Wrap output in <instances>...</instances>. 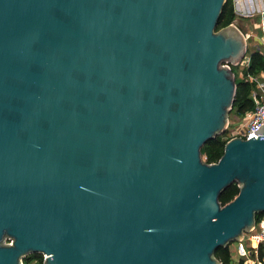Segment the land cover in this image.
Instances as JSON below:
<instances>
[{
    "label": "water",
    "instance_id": "obj_1",
    "mask_svg": "<svg viewBox=\"0 0 264 264\" xmlns=\"http://www.w3.org/2000/svg\"><path fill=\"white\" fill-rule=\"evenodd\" d=\"M226 2L0 0V264H221L254 228L264 125L202 158L248 49Z\"/></svg>",
    "mask_w": 264,
    "mask_h": 264
},
{
    "label": "trees",
    "instance_id": "obj_2",
    "mask_svg": "<svg viewBox=\"0 0 264 264\" xmlns=\"http://www.w3.org/2000/svg\"><path fill=\"white\" fill-rule=\"evenodd\" d=\"M235 19V12L232 4V0H227L224 5L223 12L220 16L217 29H221L229 26ZM264 69V58L259 51L250 53V63L247 67L246 74H255ZM233 71L236 76L237 90L234 105L231 111H236L235 114L243 117L247 111H250L254 107V101L251 97V92L254 84L250 83L247 79L238 80V74L233 67ZM228 131V129L226 130ZM225 131V132H226ZM223 134L216 136L214 139L209 140L202 148V155L205 156L206 163H216L219 161L224 153L226 139H223ZM239 193V187L236 183L227 188L221 195L220 200L223 205L227 204ZM264 213H259L256 216V220H259ZM231 245V244H230ZM230 245L226 247H220L216 250L215 256L221 262V264H231V250ZM34 258H41V254H32ZM32 255L27 256L23 260V264L27 261V258H31ZM262 259L263 253L259 254Z\"/></svg>",
    "mask_w": 264,
    "mask_h": 264
},
{
    "label": "rangeland",
    "instance_id": "obj_3",
    "mask_svg": "<svg viewBox=\"0 0 264 264\" xmlns=\"http://www.w3.org/2000/svg\"><path fill=\"white\" fill-rule=\"evenodd\" d=\"M234 12H235V19L233 21V25H235L237 28L241 27V23L245 21L247 25H249V28L251 27L252 31H249V34H245L246 37L249 38L247 40V59H244L242 63L238 66H235V71L238 74V80H244L247 79L250 83L254 84L251 92V97L254 99V93L262 94L263 88H264V78L262 77V71H259L255 74H246L247 71V64L248 58H250V53L255 51H261L263 49V38H264V0H232ZM254 11V16L250 19L246 18L245 16H248L249 12ZM258 23V26H256ZM250 30V29H249ZM254 33V34H252ZM248 35V36H247ZM258 76L259 83L255 82L254 77ZM255 104V101H254ZM236 111H230L229 115V123H228V131H226L222 136L223 139H226L227 141L231 139L233 136V130L235 128L234 124V114ZM203 160L205 161V156L202 155ZM236 242V241H235ZM234 244V243H233ZM232 244V245H233ZM36 260L38 262H36ZM25 264H39V260L34 258L33 255L31 258H27V261H25Z\"/></svg>",
    "mask_w": 264,
    "mask_h": 264
},
{
    "label": "built area",
    "instance_id": "obj_4",
    "mask_svg": "<svg viewBox=\"0 0 264 264\" xmlns=\"http://www.w3.org/2000/svg\"><path fill=\"white\" fill-rule=\"evenodd\" d=\"M246 39L249 38L246 37ZM260 53L264 58V40L263 49ZM244 59H247V56H245ZM248 61V63H250V58H248ZM242 63L244 62L242 61ZM248 66L249 64H247L246 67ZM262 77L264 78V71H262ZM258 78V76L254 77V80L257 83H259ZM254 99L255 104L253 109L247 111L243 116V120L235 126L233 136L231 138L241 137L243 139H250L253 135H255L254 131H257L262 125H264V88L262 94L254 93ZM261 252L263 253L262 259L259 257ZM237 254L240 259H253L257 262V264H264V215L257 220L254 228H252L251 231L246 232L243 235V238L238 241ZM46 257L47 256L45 254H41V258H37L39 260V264H42ZM36 262L38 261L36 260Z\"/></svg>",
    "mask_w": 264,
    "mask_h": 264
},
{
    "label": "crops",
    "instance_id": "obj_5",
    "mask_svg": "<svg viewBox=\"0 0 264 264\" xmlns=\"http://www.w3.org/2000/svg\"><path fill=\"white\" fill-rule=\"evenodd\" d=\"M254 11H251V12H249V14H248V16H245L246 18H248V19H250L251 17H253L254 16ZM241 26L243 27V28H241V27H239V29L242 31V33L245 35V34H248V35H250L249 34V31H252L251 30V27L249 28V25H247L246 23H245V21H243L242 23H241ZM256 26H258V23H257V25ZM250 29V30H249ZM252 34H254V33H252ZM247 35V36H248ZM246 36V35H245ZM248 37H250V36H248ZM247 40H249V39H247ZM243 120V117H240L239 115H237V114H234V124L235 125H237L238 123H240L241 121ZM234 243V244H233ZM233 243H231V245H230V250H231V253H232V256H231V264H257V262L255 261V260H253V259H248V260H243V259H240V257H239V255L237 254V245H238V241H236V242H233ZM233 244V245H232Z\"/></svg>",
    "mask_w": 264,
    "mask_h": 264
}]
</instances>
